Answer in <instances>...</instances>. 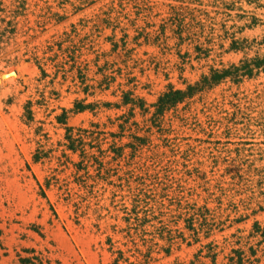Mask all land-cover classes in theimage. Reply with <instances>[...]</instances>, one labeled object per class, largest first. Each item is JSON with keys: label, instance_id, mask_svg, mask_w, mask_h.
I'll list each match as a JSON object with an SVG mask.
<instances>
[{"label": "rangeland", "instance_id": "1", "mask_svg": "<svg viewBox=\"0 0 264 264\" xmlns=\"http://www.w3.org/2000/svg\"><path fill=\"white\" fill-rule=\"evenodd\" d=\"M24 24L0 53V264H264V70L153 115L264 58V0H30Z\"/></svg>", "mask_w": 264, "mask_h": 264}, {"label": "trees", "instance_id": "2", "mask_svg": "<svg viewBox=\"0 0 264 264\" xmlns=\"http://www.w3.org/2000/svg\"><path fill=\"white\" fill-rule=\"evenodd\" d=\"M29 1L30 0H0V53L5 49L7 45L10 44L11 41H15L19 33H23L22 35H27V33L30 30H32L27 26V24H24V27L27 28L26 30L19 31V29L17 28L19 20L23 18L25 19L27 17V11L29 10ZM231 3H232V7L230 6L228 7V9L234 7V1H232ZM47 14L48 12H45L37 16L38 20L36 21V25L38 27L42 26V21L40 20V18L46 17ZM53 16L54 15H52V17ZM171 20L174 21L175 19H171ZM253 20L255 22L256 19ZM182 29L183 28H180L179 26L176 32L179 40L184 41L189 39L190 37H186L185 39L184 37H181ZM236 43L237 42L233 40L230 43V48L238 49ZM200 50L201 49L198 48V51ZM254 69L264 70V58H254L251 61L248 62L245 61L238 67L231 66L224 70H211L210 73L207 76L202 77V79L199 82L195 83L193 86H188L186 91L170 89L164 94H162L158 98L157 102L153 104V107L155 108L153 115L155 116L163 115L165 111L171 109L176 104L184 101V99L192 97V95L195 92L201 91L206 88H211L214 85L219 84L220 82H222V80L228 77L232 78L234 82H236L237 76H250ZM128 103L129 101L124 102L125 105ZM138 106L142 108L143 105L139 104ZM86 108L87 106L82 105L80 102L75 104L76 111H84ZM58 120L63 123L62 117L61 118L59 117ZM253 229H254V234L259 235L262 238V241L264 242V226L260 227L259 225H254ZM230 260L233 261V258H230ZM238 260L239 263H241L240 257Z\"/></svg>", "mask_w": 264, "mask_h": 264}, {"label": "bare ground", "instance_id": "3", "mask_svg": "<svg viewBox=\"0 0 264 264\" xmlns=\"http://www.w3.org/2000/svg\"><path fill=\"white\" fill-rule=\"evenodd\" d=\"M11 73H12V72H11ZM10 76H12V74H10ZM13 76L15 77V75H13ZM13 76H12V77H13ZM7 77H8V76H4L3 78L5 79V78H7Z\"/></svg>", "mask_w": 264, "mask_h": 264}]
</instances>
